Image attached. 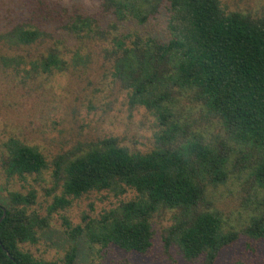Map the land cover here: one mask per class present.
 <instances>
[{
	"label": "trees",
	"instance_id": "1",
	"mask_svg": "<svg viewBox=\"0 0 264 264\" xmlns=\"http://www.w3.org/2000/svg\"><path fill=\"white\" fill-rule=\"evenodd\" d=\"M102 5L112 15L113 34L85 15L71 17L65 28L80 44L94 37L108 40L106 55L114 64L113 76L129 91V105L143 106L156 117L161 128L156 144L147 153L133 152L109 137L60 158L53 174L62 182V196L54 197L46 215L33 209L34 191L9 193V206H0V217L5 211L0 264H76L79 238L102 252L116 248L146 256L154 237L153 217L165 211L173 212V223L163 232L164 245L174 246L187 261L203 257L205 264H214L240 234L264 239V18L226 13L218 0H102ZM160 8L162 32L144 37L117 26L149 23ZM5 36L30 46L42 35L17 27ZM78 51L72 53L76 59ZM60 56L49 49L47 56H39V67L46 73L65 70ZM182 99L198 110L190 122L178 108ZM231 143L248 148L251 174L262 194L255 215L240 231L229 228L205 202L207 185L228 179ZM4 146L0 164L8 178L25 180L47 168L35 148L18 140ZM90 192L116 198L132 194L97 218L83 215L79 225L63 218L73 245L62 258L47 261L23 250L39 242L53 212L70 204L66 197Z\"/></svg>",
	"mask_w": 264,
	"mask_h": 264
},
{
	"label": "rangeland",
	"instance_id": "2",
	"mask_svg": "<svg viewBox=\"0 0 264 264\" xmlns=\"http://www.w3.org/2000/svg\"><path fill=\"white\" fill-rule=\"evenodd\" d=\"M218 1L226 13L264 18V0ZM160 12L162 8L154 14L156 20L150 16L149 23L143 25L131 22L117 26L144 37L162 32L165 22ZM75 15L90 16L113 34L109 27L113 18L102 0H0V155L7 150L5 144L18 140L35 148L48 164L40 175L25 180L8 178L0 164V206H9V193L34 191L33 209L46 215L54 197L62 196V182L53 174L60 158L85 151L109 137L133 152L147 153L156 144L161 129L156 117L143 106L129 105V91L113 76L114 64L106 55L108 40L94 37L80 44L65 28ZM17 27L36 30L42 36L30 46L19 47L5 36ZM77 48L80 57L76 59L72 53ZM49 49L60 52V58L66 61L65 70L42 71L39 56H47ZM2 57L12 61L6 64ZM178 108L188 122L198 117L197 108L186 99L180 100ZM231 146L228 179L217 186L207 185L205 202L221 214L229 228L240 231L255 215L262 194L251 174L248 148L235 143ZM131 194L116 198L109 192H90L78 198L66 197L70 204L53 212L49 228L40 232L39 242L24 245L23 250L47 261L62 258L73 245L66 236L63 218L71 226L79 225L83 215L97 218ZM201 207L206 209L203 204ZM172 213L165 211L153 217L154 237L148 255L128 254L116 248L102 252L79 238L75 241L76 264H205L203 257L187 261L174 246L165 247L163 232L173 223ZM214 264H264V239L240 234L234 244L220 252Z\"/></svg>",
	"mask_w": 264,
	"mask_h": 264
},
{
	"label": "water",
	"instance_id": "3",
	"mask_svg": "<svg viewBox=\"0 0 264 264\" xmlns=\"http://www.w3.org/2000/svg\"><path fill=\"white\" fill-rule=\"evenodd\" d=\"M4 216H5V211H3L2 216L0 217V222L2 221V219L4 218ZM7 255L9 256L8 253H7ZM9 257H10V256H9Z\"/></svg>",
	"mask_w": 264,
	"mask_h": 264
}]
</instances>
